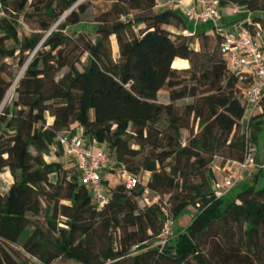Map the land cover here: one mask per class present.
<instances>
[{"label": "trees", "instance_id": "16d2710c", "mask_svg": "<svg viewBox=\"0 0 264 264\" xmlns=\"http://www.w3.org/2000/svg\"><path fill=\"white\" fill-rule=\"evenodd\" d=\"M78 1L3 0L0 105L14 93L0 115V175L10 169L14 182L0 190V264H35L23 253L39 264H264L262 172L232 202L211 184L215 159L243 162L251 147L240 77L216 28L193 32L180 10L158 11L165 0H117L89 26ZM220 2L264 13V0ZM257 25L244 23L251 32ZM14 67L24 69L18 83ZM165 89L169 103L159 102ZM188 98L181 112L176 103ZM263 113L264 101L251 121ZM192 122L199 132L184 140ZM77 130L105 147L113 169L149 177L132 191L109 187L100 209L76 168L46 160L62 133ZM165 204L175 225L195 212L175 228L174 255L149 247Z\"/></svg>", "mask_w": 264, "mask_h": 264}, {"label": "built area", "instance_id": "2783aa9c", "mask_svg": "<svg viewBox=\"0 0 264 264\" xmlns=\"http://www.w3.org/2000/svg\"><path fill=\"white\" fill-rule=\"evenodd\" d=\"M167 5L180 10L190 23L214 24V28L222 38L220 53L227 63V68L231 73L240 77L245 117L251 119L264 101V43L262 41L264 27L257 25L256 31L251 32L244 27V24L230 30L218 25L217 19L224 9L220 0H165L160 7ZM229 8L234 15L253 14L239 6H229ZM6 17H8V13L3 5V0H0V19ZM20 23L23 24L21 19ZM192 34L189 31L184 32L185 36ZM9 98L10 96L6 97L0 105V115ZM84 137L82 131L77 134L64 132L58 139L57 148L64 158L73 162L74 168L81 174L83 185L91 190L94 202L100 209H103L111 202L109 188L104 184V172L117 173L120 183L129 191L135 190L142 182V178L131 174L125 167L113 169L105 147L102 145L103 148L95 149L96 145L100 144L95 141L93 144H87ZM217 159L213 163V171ZM229 162L232 164L229 171L224 174L222 182L216 187L220 197L234 187L245 173L264 169V164L256 165L250 149L245 161ZM149 194L150 192L146 191L145 196L148 197ZM162 209L164 228L161 235L151 242L155 243V248L161 250L165 249L175 237V221L170 210L166 204Z\"/></svg>", "mask_w": 264, "mask_h": 264}, {"label": "rangeland", "instance_id": "374dc122", "mask_svg": "<svg viewBox=\"0 0 264 264\" xmlns=\"http://www.w3.org/2000/svg\"><path fill=\"white\" fill-rule=\"evenodd\" d=\"M117 0H79L78 1V5H81V4H84L86 5V7L88 8V11L84 17V21L86 22L87 25L89 26H93L94 22H95V19L102 13L104 12H107L108 10L111 9L112 5L116 2ZM171 6L170 5H167V6H162V7H159L158 11H163V10H166V9H170ZM263 13H253V19L254 20H259L261 22H264L263 18ZM21 20H22V17H21ZM144 28V27H143ZM174 36L178 35V30L174 27L172 28H169ZM20 37L23 35V34H31L32 33V29L31 27L29 26L28 28H20ZM137 33H139V29H137ZM111 43H112V52H113V58L115 61H119V47H118V43L116 41V38L113 37L111 39ZM8 46L9 47H12L13 44L12 43H8ZM194 47L197 49V50H200V47L201 45L200 44H195ZM32 56V55H31ZM86 60L84 59V62ZM189 67H190V63H189ZM80 70H82V67L80 66L79 67ZM24 71V69L20 70L19 67H14L13 69V72L15 75H20V73ZM17 84V83H16ZM14 88V87H13ZM12 88V89H13ZM11 89V90H12ZM10 92H8V94L10 95ZM12 93V92H11ZM14 93V91H13ZM13 93L12 95L10 96L9 98V101L10 99L12 98L13 96ZM168 90L165 89L162 91L160 97H159V102L161 103H169V98H168ZM8 96V95H7ZM8 101V102H9ZM194 102L193 99H186V100H183V101H180V102H177L176 103V106L177 108L183 112V109L185 106H187L188 104H192ZM194 132V134H197L199 132V128L196 124H191V127L189 130H183V137H184V140H188L191 136H192V133ZM86 141H91L90 138H84ZM137 148V147H136ZM46 160L47 162H53V161H63L64 160H61L59 157H56V154H55V150L54 148L52 149V153L50 156H47L46 157ZM66 167L68 168H73L71 167L73 164L72 163H69V160H65V162L63 163ZM72 164V165H71ZM69 165V166H68ZM213 167V165H212ZM212 174H213V170H212ZM113 176H110V178L112 177L113 179H111V182H110V186L109 187H115L117 185L120 184V181L118 179V176H117V173H114L112 174ZM149 176L147 175H142L141 178H142V181H145ZM105 181V180H104ZM14 182V178L11 174V170L8 169L6 172H4L3 174L0 175V190L2 191H5L8 189L9 186H11ZM105 183H108L107 181H105ZM212 183V182H211ZM150 196V194L148 195V197ZM164 199H168V197H165ZM141 206L143 207V204H141ZM194 209L193 208H189L186 213H184L178 220V225L181 224L183 227H187L189 226V224L192 222L193 218L195 217V212L193 211ZM177 224L175 225V228H178ZM149 247L150 248H155V243H151L149 244ZM170 248L173 247V245L171 244L169 246ZM165 250V249H163ZM23 253V252H22ZM24 257H27L30 261H32L33 263L35 264H39L37 262L36 259L34 258H31L29 256H26L24 253L22 255V258ZM53 264H78L77 262L75 261H72V260H68V259H65V258H62V259H58L56 260Z\"/></svg>", "mask_w": 264, "mask_h": 264}, {"label": "crops", "instance_id": "0c3cea01", "mask_svg": "<svg viewBox=\"0 0 264 264\" xmlns=\"http://www.w3.org/2000/svg\"><path fill=\"white\" fill-rule=\"evenodd\" d=\"M262 18L264 19V13H263ZM250 20H253V14L241 13L239 15H234L229 7H225L223 9V11L221 12L219 18L217 19V24L230 30L233 28H237L238 26L243 25L245 22L250 21ZM190 24L192 25L191 27H192L193 32L198 30V29L206 28V26H203L201 24H195V23H190ZM210 25L212 27H214L213 23H211ZM262 41L264 43V36H263ZM259 122H262V126L256 125V123H259ZM243 126H244L245 130H247V132H249V134L251 136L250 150H251V153L253 155V158H254L256 165L264 164V113H263L261 118H258L256 120H254L253 122L248 117H245L243 120ZM77 132H81V131L77 130L75 132H70V133L71 134H77ZM254 137L256 138L255 140L252 139ZM84 138H86V137H84ZM86 143L87 144H93L94 142L91 140V141H86ZM101 148H103L102 145H96L95 149H101ZM54 150H55L56 157L59 156V158L61 160H64V162H65V160L66 161L69 160V159L64 158L63 154H59L57 148L54 147ZM69 163L73 164V162H71L70 160H69ZM231 165L232 164L230 162H223L221 159L216 160L215 169H214L213 174H212L213 179L211 181L213 189L216 190L217 185L222 182L224 174L227 171H229ZM71 167L74 168V164ZM259 172H262L261 176H260L259 186L264 187V170L263 171L252 170V171L245 173L243 178L241 180H239V182H237L235 184V186L232 187L226 194L222 195L221 198H224V200L226 202L234 201L237 198L240 191H242L244 188H246L248 182H250V180ZM114 173L115 172H113V171H106L103 173V179L108 182V183H105V181H104V184L108 188L110 186L111 179H113L112 177L110 178V176H113L112 174H114ZM176 224L178 225V223H176ZM178 226H179V228H186V227H183L181 224H179ZM164 252H166L169 255H174L175 249H174V247H171V248L167 247V248H165Z\"/></svg>", "mask_w": 264, "mask_h": 264}, {"label": "water", "instance_id": "95a60500", "mask_svg": "<svg viewBox=\"0 0 264 264\" xmlns=\"http://www.w3.org/2000/svg\"><path fill=\"white\" fill-rule=\"evenodd\" d=\"M76 6H78V4H77ZM20 79H21V77H20V75H19L18 78H17V81H16V82L20 81ZM10 91H11V90H10ZM8 96H10V95L8 94ZM8 96H7V97H8Z\"/></svg>", "mask_w": 264, "mask_h": 264}, {"label": "bare ground", "instance_id": "6f19581e", "mask_svg": "<svg viewBox=\"0 0 264 264\" xmlns=\"http://www.w3.org/2000/svg\"><path fill=\"white\" fill-rule=\"evenodd\" d=\"M21 75H22V73L20 74V77H21ZM17 83H18V82H17ZM12 91H13V89H12ZM12 91H11V92H12ZM11 92H10V95H11Z\"/></svg>", "mask_w": 264, "mask_h": 264}]
</instances>
